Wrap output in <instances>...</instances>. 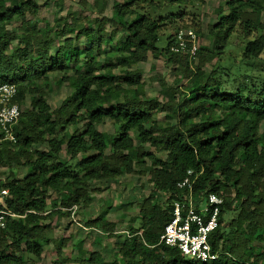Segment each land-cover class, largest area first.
Listing matches in <instances>:
<instances>
[{"label": "trees", "instance_id": "1", "mask_svg": "<svg viewBox=\"0 0 264 264\" xmlns=\"http://www.w3.org/2000/svg\"><path fill=\"white\" fill-rule=\"evenodd\" d=\"M132 1H112L108 18L100 17L93 28L63 38L68 26L64 19L55 21L56 29L46 30L38 28L37 18L25 20L26 15H36L35 0H0V84L16 86L14 101L20 107L12 130L15 142L0 141V158L8 161L12 156L15 165L29 170L22 179L0 182V191H7L3 205L22 216L7 221L2 231L0 264H22V256L37 257L41 232L47 227L42 221L68 215L60 209L87 205L91 180L110 181L130 173L144 158L149 160L151 188L138 207L140 223L130 229V238L122 241L118 254L100 264H264V128L258 129L264 121V0H224L215 10L216 22L208 28V52L217 57L237 28L242 40L240 59L229 66L240 72L262 65L260 78L243 74V84L229 89L227 71L217 63L202 83L179 91L183 99L162 104L154 98H139L141 73L131 67L145 61L148 51L162 55L166 65L184 70L187 58L168 53L171 42L164 49L155 47L158 25L147 15L134 14L126 20L135 12L129 7ZM160 1L168 8L193 0ZM14 22L19 25L4 29ZM105 24L113 28L109 33L103 29ZM118 31L123 41L116 44V53L103 55L102 48ZM80 38L83 47L74 46ZM53 39H59V46L50 52ZM202 51L197 48L200 63L207 60ZM69 67L72 74L64 71ZM115 67H120L117 74L112 72ZM49 72L57 74V85L65 84L70 90L52 111L36 95V88L29 87ZM246 80L254 84L247 85ZM27 94L29 105L23 111ZM153 111H165L174 125L158 126L151 119ZM106 119L113 124L111 134L96 129ZM80 122L82 131H67ZM133 137L163 152L164 158L134 148ZM34 145L45 148L32 149ZM187 172L196 203L208 194L222 198L217 226L207 239L211 251L218 253L213 261L187 259L176 248L158 244L159 234L171 219L172 202L188 195L186 188H176ZM49 191L57 194V203L50 206L46 202ZM107 208L101 207L97 217L84 225L111 232L113 225L102 219ZM60 245L58 241L57 249ZM75 247L78 254H88L86 263H98V255L82 251L80 242ZM62 262L55 259L51 264Z\"/></svg>", "mask_w": 264, "mask_h": 264}, {"label": "rangeland", "instance_id": "2", "mask_svg": "<svg viewBox=\"0 0 264 264\" xmlns=\"http://www.w3.org/2000/svg\"><path fill=\"white\" fill-rule=\"evenodd\" d=\"M38 4L36 15L31 17L26 15L25 20L33 21L34 18L39 20L38 28L40 30L56 29L55 21L59 23L67 21V30L63 35L74 37L76 31L82 28H93L95 21L100 17L108 18L110 16L112 1L117 3H125L129 0H35ZM44 2L46 5H44ZM224 0H193L182 5H172L171 7H162L160 0H135L130 3L134 13L127 15L125 18L129 20L135 14H145L155 20L158 25L154 31L156 37L155 47L164 49L168 42L173 45L176 35L179 31L186 33L190 31L195 38L196 47L204 49L202 51L205 62L200 63V59L195 57L192 62H187V70L177 67L175 64L166 65L164 58L157 52L148 51L145 55V61L139 62L132 66V69H138L141 73V89L139 98H154L160 104L167 101L173 103L178 99H183L179 91L189 84L203 82L207 75L220 64L225 67L227 80L230 84L226 87L229 89H237L243 84V74H250L258 80L261 73L258 70L263 69L262 65L257 66V70H247L241 68L240 72H236L234 68L229 66L230 63H238L240 57V45L242 40L238 36V29L229 39L228 46L224 49L220 57L211 54V39L208 37V28L216 22L215 10L222 6ZM19 25L14 22L5 25L4 29L9 30ZM71 26V27H70ZM72 28V29H70ZM105 33H109L113 28L110 24H105ZM62 38V39H63ZM249 37V39H251ZM61 40V39H60ZM123 41V33L118 31L112 38L109 45L102 48L103 55L114 56L116 53V44ZM83 47L84 40L80 38L74 46ZM59 46V39H53L50 52L56 50ZM182 56V55H181ZM102 54L98 57V65H101ZM218 60V62H216ZM199 67L196 70V67ZM120 67L112 69L117 74ZM252 70V71H251ZM66 73L72 74V69L66 68ZM102 72V71H101ZM188 76V77H187ZM221 76V75H220ZM57 74L49 72L45 78L34 81L29 87H35L36 95H39L50 107V110L56 109L65 97L70 93L69 88L65 84H56ZM224 79L221 76V79ZM180 80L178 83L177 81ZM255 80V81H256ZM177 83V84H176ZM245 84H254L252 80H246ZM30 95H26L21 105V109L25 111L29 105ZM151 119L161 127L174 125V120L165 117V111H153ZM113 124L109 120H103L102 123L96 125V129L107 134L113 131ZM264 128V121L259 125V131ZM74 130L78 132L83 130V124L80 122L75 127L69 126L67 131L70 133ZM133 147H139L145 152H150L158 159L164 158V153L154 150L148 143H141L135 137L132 141ZM44 145H34L32 149L44 150ZM5 148H2L3 151ZM5 151V150H4ZM13 151V150H11ZM3 154V153H2ZM4 155V154H3ZM29 173V170L22 165H15L12 156L9 160L1 156L0 158V182L6 179L15 178L22 179ZM151 170L149 168V160H143L140 166H134L132 172L122 173L115 179L91 180L87 192L89 202L83 206L80 203L76 205L77 209L74 214V221L69 219L67 215H54L42 221L47 227L41 232V252L37 257L22 256V264H51L53 260L64 264H88L86 263V255L77 253L75 245L80 242L82 251L86 253H95L98 255V263L111 261L117 254L119 246L126 238L125 234L130 229L138 227V207L142 199L146 197L151 188ZM46 202L49 204L57 203V194L48 192ZM102 215L103 221L113 225L111 232H102L96 226L86 227L85 221L93 220L97 217L101 207H107ZM58 209V208H56ZM53 210V209H52ZM64 212V209H60ZM227 217V214H224ZM231 237V234H228ZM46 239V240H44ZM61 241L59 249L56 245ZM16 255L19 256V253Z\"/></svg>", "mask_w": 264, "mask_h": 264}, {"label": "built area", "instance_id": "3", "mask_svg": "<svg viewBox=\"0 0 264 264\" xmlns=\"http://www.w3.org/2000/svg\"><path fill=\"white\" fill-rule=\"evenodd\" d=\"M169 51L172 54L185 56L189 63L194 61L197 52L194 35L190 31L186 33L179 31ZM16 92L14 84H0V141L15 142L12 130L20 115V107L14 101ZM190 174L187 172V176L176 184L177 189L186 188L188 195L172 202L171 219L159 234L158 244L176 248L187 259L209 262L218 257V253L211 251L207 239L217 226V215L222 205V198L208 194L196 203L191 196L192 181L189 182L188 179ZM6 192L5 189L0 191V237L7 221L22 217L3 205ZM76 209V205H72L65 210L73 222H75ZM125 236L130 238L128 233Z\"/></svg>", "mask_w": 264, "mask_h": 264}]
</instances>
